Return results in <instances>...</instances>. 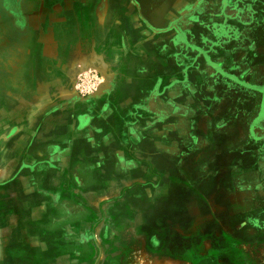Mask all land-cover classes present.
<instances>
[{
  "label": "rangeland",
  "instance_id": "obj_1",
  "mask_svg": "<svg viewBox=\"0 0 264 264\" xmlns=\"http://www.w3.org/2000/svg\"><path fill=\"white\" fill-rule=\"evenodd\" d=\"M21 1V10L16 9L19 5L16 0H8L7 10L0 7V23L4 22L8 13H12L16 15V27L30 30L34 16L49 12L52 19L57 17L52 21L64 27L63 21L71 18L73 11L70 8L77 2L27 0L25 4L26 0ZM106 2L100 1L93 11L96 27L102 25L101 16L106 11ZM238 3L235 6L229 4L227 12H220L230 17L237 28L192 30L193 34L174 30V42L185 44L188 51L184 55L188 66L184 67L183 75L186 76L192 68H199L210 80L202 79L198 86L200 91L195 96L197 99L191 105H185L193 107L196 113L184 116V130L178 132L175 129L180 115L170 113L162 117L153 112L148 116L152 119L145 122V130L139 132L136 129L138 132L135 130L134 134L130 132L129 140L133 141V148L149 158L150 140L155 139L159 143L162 123L169 122L168 158L165 160L163 157L162 160L158 151L153 154L152 163L140 162L134 171L145 173L151 170L156 178L146 180L147 183L137 181L133 187L147 188L152 192L161 187L172 190L174 185H182V170L188 172L189 176L198 171L200 208L193 206L183 211L172 210L162 205L160 198L153 197L151 200L149 196L146 202L138 196L131 205H115L112 195L106 196L98 206H95L96 200L90 199L88 205H79L72 204L68 199L60 200L58 195L51 207L46 209L43 206L44 209L35 212L37 221L28 226L44 237L22 241L20 225L25 220L19 208H22L23 202L20 199L18 202L12 201L6 187L21 186L22 182L17 181L19 176L44 163L28 165L23 152H17L16 143L13 142L28 123L18 122V117L23 115L15 109V113L10 116L13 122L9 126H2L0 115V264H264V0H241ZM221 4L226 5L227 0H221ZM243 7L245 10H242ZM203 12L205 14V7ZM0 27L3 28V25ZM241 28L243 32H248L238 34ZM160 35V31L152 32L157 42H160ZM244 35H248V39ZM20 46L15 35L0 31V106L8 97L14 103H19V96L27 89L16 67L24 57L23 52H18ZM199 48L202 50V61L196 67V51ZM209 58L216 60L210 61ZM122 60L121 63L126 64L132 59L124 57ZM88 73H96L99 80L96 87H93L94 84L90 86L89 93H82L78 89V80ZM192 76H195V71L191 73ZM153 79L143 80L136 88L141 91L151 88V97L148 96L144 101L147 108L161 105L166 90L171 91L178 85L171 83L167 88L161 77L155 76ZM117 84L114 76L106 77L94 70L82 72L58 88L64 93L57 106L78 108L90 104L97 108L101 105L102 109L107 110L111 105L110 96L118 89ZM51 85L47 83V87H35L34 90L37 95L44 96L52 91ZM185 85L184 91L190 96L191 88L189 90ZM38 101L34 104L37 107L54 104V100L49 99ZM171 102L175 100L170 101L169 106ZM131 117L134 126L142 118ZM182 141L190 143L189 147L184 148ZM197 142L200 144L192 148ZM178 143H181V152L177 151ZM178 153L182 155L178 156ZM182 157L187 162L183 163ZM71 165L72 169L66 173V181L61 179L65 174L63 169L57 175L64 190L70 186L89 192L112 190L115 172L111 165L106 164L100 173L97 172L98 167L88 168L81 162L76 161ZM120 168L117 169L121 171ZM53 179L55 177L50 178L49 182L53 183ZM42 180L46 178L31 183L36 189L40 186L43 188ZM184 182L186 187H193L190 182ZM87 196L84 198L88 199L92 194ZM95 207L98 210L96 213ZM49 215L53 219L50 221V232L46 234L48 231L43 223H46ZM70 219L73 220L72 226ZM173 220H178L181 225H174L176 222ZM129 238L131 244L126 242ZM172 241L176 243L172 244ZM129 244L131 257L114 259L119 249L123 255L126 252L128 254ZM168 246L171 249L175 246L177 252L167 254ZM145 248L152 252L145 253Z\"/></svg>",
  "mask_w": 264,
  "mask_h": 264
},
{
  "label": "crops",
  "instance_id": "obj_2",
  "mask_svg": "<svg viewBox=\"0 0 264 264\" xmlns=\"http://www.w3.org/2000/svg\"><path fill=\"white\" fill-rule=\"evenodd\" d=\"M100 1L104 2V0H77L74 7L70 8L73 11L71 18H63L65 19L64 27L57 26V23L52 21L57 17L52 19V14L48 12L34 16L33 23L29 26L30 30H16L23 39L18 42L24 55L22 63L16 67L27 89H24L23 94L19 96V103H14L12 98L8 97L0 106V115L3 119L1 124L6 127L13 122L11 120L13 117L10 116L15 113V109L21 116L23 115L17 120L19 123L24 122L28 125L22 128V133L13 142L16 143V150L18 153L23 152V158L28 165L37 162L44 163L20 175L17 181L22 182L21 186L6 187L12 201L17 200L18 202L20 199L23 202L22 208H19L24 213L23 220H25L24 224L20 225L22 241L44 237L28 226L37 221L35 212L51 207L57 201L58 195L60 200L68 199L72 204L79 205L85 203L88 205L87 201L89 202L90 199L96 200L95 206H98L101 204L100 201L107 198L106 196L112 195L115 198V205H131L136 202L138 196L146 202L149 196L151 200L153 197L160 198L161 204L172 210L182 209L183 211L193 206L200 208V188H198L200 172L198 171H194L189 176L188 172L182 170L184 181L190 182L192 188L186 187L184 181L181 182V186L174 185L172 190L168 187L167 189L161 187L152 192L147 188L133 187L137 181L147 183L146 180L151 181L156 178L151 170L145 173L134 171L140 162L152 163L153 154L158 151L162 160L163 157L165 160L168 158L170 152L169 122L162 123L159 143L155 139L150 140L149 158L139 154L136 148H133V141L129 140L130 132L136 129L139 132L145 130L147 127L145 122L152 119L148 116H151L153 112L162 117L170 113L180 115L175 129L178 132L184 130V116L196 113L193 107H185V105L195 102L196 93L200 91L199 83L202 79H206V76L199 68H192L186 76L183 75L184 67L188 66L184 55L188 51L185 49V44L174 42L172 38L176 35L174 30L188 31L193 34L192 30L237 28L230 17L221 15L220 12H227L229 4L235 6L241 0H227L226 5H222L221 0H107L106 11L102 12L101 16L102 25L96 27L93 11ZM242 10L245 8L243 7ZM240 30L241 32L238 33L240 35L248 32V30L243 32V28ZM153 31L161 32L160 42L152 37ZM244 36L248 39V35ZM198 50L197 55L195 54L196 63L194 65L196 67L202 61L200 57L202 50L201 48ZM203 51L207 52L205 49ZM124 57L132 60L122 64ZM209 60L215 61L216 59L209 58ZM158 69L159 72H157ZM89 70L100 72L106 77L114 76L118 82V89L110 96L111 105L107 110L102 109L101 105L97 108L90 104L78 108L57 106L64 93L58 91V88L67 80ZM172 71L175 73L172 74ZM194 71L195 76L191 77ZM155 76L161 77L163 85L167 88L171 83L178 85L171 91L166 90V95L162 96L161 105L147 108L144 101L149 98L151 88L145 91L136 90V88L143 80L154 81ZM47 83L52 84L50 86L52 91L44 96L37 95L34 88L41 89ZM184 85L189 90L191 88L192 96H188L187 91H184ZM41 91L44 92V90ZM42 98L54 100V104L51 103L45 107L35 106L34 104ZM169 100H175L176 104L171 102L169 106ZM66 116L67 118L63 119ZM82 116H87L88 120L80 129L79 123ZM131 116H142L140 123H135L134 126ZM149 126L151 127V124ZM182 142L184 148L189 147L190 143ZM198 143L195 146L193 144L192 148H195ZM179 144L181 143H178L177 151L181 152L182 146L180 147ZM179 154L182 155L178 153V156ZM2 158H5L4 154ZM76 161L83 165L86 164L88 168L98 167V173L104 169L106 164L111 165L115 172L112 190L89 192L86 189H74L70 185L68 190H64L65 187L60 186L61 179L66 181V173L72 169L71 164ZM182 162H187L186 158L182 157ZM57 166H60V169ZM62 169L65 174L59 180L57 175L62 173ZM42 177L46 178L45 181L42 180L43 188L40 186L36 189L31 181L40 180ZM52 177L55 179L53 183H50L49 180ZM89 194H92V197L84 198ZM94 210L95 213L98 211L96 207ZM46 219L43 225L47 228L46 234H48L53 217L49 215ZM173 221L176 222L173 223L174 225H181L178 220ZM72 223L73 220L70 219L71 226ZM129 226L132 225L129 224ZM126 242L131 244V238ZM146 249L148 248H145L144 252L148 254L150 250ZM128 252L123 255L122 250L119 249L114 259L122 260L131 257V246ZM173 252H177L175 246L173 249L166 247L167 254L173 255Z\"/></svg>",
  "mask_w": 264,
  "mask_h": 264
},
{
  "label": "flooded vegetation",
  "instance_id": "obj_3",
  "mask_svg": "<svg viewBox=\"0 0 264 264\" xmlns=\"http://www.w3.org/2000/svg\"><path fill=\"white\" fill-rule=\"evenodd\" d=\"M18 1L19 5L16 7V9L21 10V0H16ZM27 0L25 1L26 4ZM7 6H8V0H0V7L4 8L5 10H7ZM24 8H26V6H24ZM15 9V11H16ZM3 25V28L0 27V31L4 33H6L7 35H15L17 40H23L22 36L19 34L18 31L16 30H20L18 27H16V15L12 14V13H8L7 16L4 18V22L1 21L0 26ZM5 26V27H4ZM18 52H22L19 48H18ZM19 54V53H18ZM22 62V61H21ZM20 64V63H19Z\"/></svg>",
  "mask_w": 264,
  "mask_h": 264
},
{
  "label": "built area",
  "instance_id": "obj_4",
  "mask_svg": "<svg viewBox=\"0 0 264 264\" xmlns=\"http://www.w3.org/2000/svg\"><path fill=\"white\" fill-rule=\"evenodd\" d=\"M99 78L97 77L96 73H88L85 75L80 76L79 80H78V89L82 92V93H89L90 92V86L92 84H94L93 87L97 86V82H98Z\"/></svg>",
  "mask_w": 264,
  "mask_h": 264
},
{
  "label": "water",
  "instance_id": "obj_5",
  "mask_svg": "<svg viewBox=\"0 0 264 264\" xmlns=\"http://www.w3.org/2000/svg\"><path fill=\"white\" fill-rule=\"evenodd\" d=\"M99 94H100V93H99ZM87 120H88V117H87V116H82V117L80 118L81 126H83L84 123H85Z\"/></svg>",
  "mask_w": 264,
  "mask_h": 264
}]
</instances>
